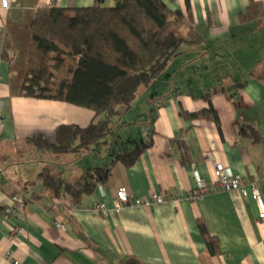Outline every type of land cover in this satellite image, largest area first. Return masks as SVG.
I'll list each match as a JSON object with an SVG mask.
<instances>
[{"label":"crops","instance_id":"obj_1","mask_svg":"<svg viewBox=\"0 0 264 264\" xmlns=\"http://www.w3.org/2000/svg\"><path fill=\"white\" fill-rule=\"evenodd\" d=\"M1 1L0 206L11 207V198L21 190L37 197L21 215L6 219L0 213V264H13L5 258L7 252L18 264H123L132 258L141 264H264V219H258L249 193L219 190L190 199L196 175L215 183V165L220 164L258 183L264 200V85L251 77L264 63V16L240 24L248 0H161L171 11L184 13L189 7L191 25L187 22L182 32L192 26L204 41L185 47L170 63H178L169 75L174 90L158 104L149 123L146 136L152 145L131 168L114 164L107 181L83 195L74 208L65 195L49 197L38 178L40 169L15 161L17 148L10 155L19 143L30 154L28 139L34 136L53 141L61 125L83 128L94 122L93 113L85 109L19 95L30 43L28 25L39 8H88L114 0H10L7 10ZM258 1L264 7V0ZM5 41L12 46L9 63L2 58ZM241 83L245 85L239 88ZM181 87L198 90L183 92ZM205 96H210L219 129L211 121L179 115L180 110L207 109ZM245 126L260 137L257 143L242 134ZM108 158L97 155L95 160ZM80 163L73 164L74 174L66 180L83 175L89 161ZM119 187L133 198L162 193L167 201L117 210ZM99 204L104 214L95 211ZM62 207L73 209L72 214ZM198 222L216 240L215 254L207 249ZM16 227L22 233L14 234Z\"/></svg>","mask_w":264,"mask_h":264},{"label":"trees","instance_id":"obj_2","mask_svg":"<svg viewBox=\"0 0 264 264\" xmlns=\"http://www.w3.org/2000/svg\"><path fill=\"white\" fill-rule=\"evenodd\" d=\"M248 2L245 13L238 17L240 24L264 16L260 1ZM102 4L98 1L91 7L75 9L39 8L28 25L30 43L19 95L85 109L93 113L94 121L104 116V120L83 128L61 125L53 141L41 135L28 139L38 150L64 156L78 155L98 144L112 149L110 141H103L130 125L117 122L130 110L140 88L149 86L161 72H166L168 64L184 53L182 46H196L204 41L192 26L182 33L187 22L191 25L189 7L183 13L171 11L161 0H114L111 7ZM11 52L10 42L5 41L2 58L8 63L13 58ZM251 77L264 85V63ZM244 85L241 83L238 87ZM203 99L208 102L207 109L195 113L180 110V117L211 121L219 129L218 115L210 96ZM245 127L242 134L257 143L260 137L252 127ZM147 138L144 143L137 142L136 148L130 146L120 150L122 146L113 144L115 150L108 154V165L84 168L83 175L72 181L51 166L42 168L38 178L50 198L65 195L77 208L83 195L92 194L98 185L107 181L114 164L125 168L134 166L152 145L151 137ZM36 197L30 191V202ZM198 229L207 249L215 254L216 240L208 235L202 222H198ZM123 264L141 263L132 258Z\"/></svg>","mask_w":264,"mask_h":264},{"label":"rangeland","instance_id":"obj_3","mask_svg":"<svg viewBox=\"0 0 264 264\" xmlns=\"http://www.w3.org/2000/svg\"><path fill=\"white\" fill-rule=\"evenodd\" d=\"M102 6L111 7L108 2H104ZM183 33V32H182ZM184 34V33H183ZM184 49V46L181 47V50ZM174 60V59H173ZM172 60V61H173ZM172 61L170 63H172ZM168 64L166 71L161 72L155 79L152 80L151 84L147 87H142L137 93L136 98L131 104L130 110L127 112L126 115H123L121 120L117 122V124H130L125 130L117 134L116 136L110 135L106 137L103 142H109L112 144V149L110 146H101L98 144L95 147H91L89 150L79 153L78 155L68 154V155H54L47 151H41L37 148L31 147L30 154L24 153L21 149L22 144H18L14 146V151L10 153V155L15 153L17 148V152L15 153V161H18L19 164L21 163H30V166L38 167L40 170L44 167L51 166L56 170L64 175V178L71 177L74 174V166H80V160L83 162L87 159L89 161V165L86 168H90L95 165H108L109 158L105 162H99V160H95L97 155H108L111 154L113 150H115L116 144L120 146L129 147L136 143H144L148 138L146 136L147 130L149 128V123L152 119H155V110L156 107L162 100H164L165 95L170 94L174 89L172 88L171 81L169 80L170 72L173 70V67L177 66L178 63L175 64ZM167 80V81H166ZM183 92L188 91L189 93H194L198 89H189V88H182L180 89ZM104 120V116H99L94 123L98 121ZM115 139V140H114ZM139 143V145H140ZM113 144L115 146H113ZM136 148V147H134ZM33 151V153H32ZM24 156V158H22ZM74 156H76L74 158ZM109 157V156H108ZM26 159V160H25ZM24 160V161H21ZM91 164V165H90ZM68 167V169L65 168ZM28 169V168H26ZM64 169H66L64 171ZM64 172V173H63Z\"/></svg>","mask_w":264,"mask_h":264},{"label":"built area","instance_id":"obj_4","mask_svg":"<svg viewBox=\"0 0 264 264\" xmlns=\"http://www.w3.org/2000/svg\"><path fill=\"white\" fill-rule=\"evenodd\" d=\"M10 0H2L1 7L3 10L9 8ZM3 106V101L0 99V124L3 122L1 110ZM216 171V182L206 183L196 175V188L191 193L190 199L195 200L204 195L213 193L215 191H232L239 190L244 195L250 194V199L253 202L255 209L257 211L258 219H264V200L260 194L259 184L256 182H251L246 179L241 178L238 175H234L228 168L223 167L220 164L215 165ZM100 187V185H99ZM30 192L27 190H21L16 195L11 198L12 206L5 208L0 211L4 218L8 219L11 217H16L21 215L23 210L27 208V204L30 203ZM167 201V198L162 193H152L149 197L145 199L133 198L127 191L125 187H119L116 190V203L115 208L117 210L126 207H149L155 204H160ZM67 212V214H72L73 209L67 207H62ZM96 212L102 214L105 213L104 205L99 204L95 207ZM60 227V226H59ZM22 229L16 227L14 229V234L22 233ZM5 258L9 261L12 260L13 264H18L13 260L12 255L7 252Z\"/></svg>","mask_w":264,"mask_h":264}]
</instances>
